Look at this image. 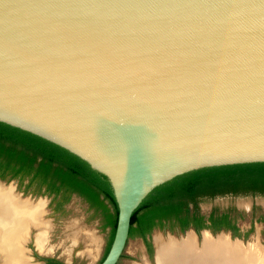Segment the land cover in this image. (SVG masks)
<instances>
[{"label":"water","instance_id":"95a60500","mask_svg":"<svg viewBox=\"0 0 264 264\" xmlns=\"http://www.w3.org/2000/svg\"><path fill=\"white\" fill-rule=\"evenodd\" d=\"M0 121L97 170L115 264L152 187L264 160V0H0Z\"/></svg>","mask_w":264,"mask_h":264},{"label":"trees","instance_id":"16d2710c","mask_svg":"<svg viewBox=\"0 0 264 264\" xmlns=\"http://www.w3.org/2000/svg\"><path fill=\"white\" fill-rule=\"evenodd\" d=\"M0 179H15L23 192L49 196L53 212H61L72 194L79 195L91 209L90 216H96L100 227L106 228L102 257L105 255L117 205L110 187L85 160L46 138L0 121ZM238 192L264 193V160L197 167L160 182L133 208L127 236L145 237L152 227L166 225H177L180 231L190 226L197 231L222 227L238 235L226 211L217 214L212 208L205 217L196 205L216 194ZM145 241L151 251L149 241ZM44 259L42 264H65L53 256Z\"/></svg>","mask_w":264,"mask_h":264},{"label":"rangeland","instance_id":"374dc122","mask_svg":"<svg viewBox=\"0 0 264 264\" xmlns=\"http://www.w3.org/2000/svg\"><path fill=\"white\" fill-rule=\"evenodd\" d=\"M3 181L5 182V184L11 183L13 185V189L17 191L21 196H23V198L28 197L33 201H37V199L44 200L43 217L46 222V225L43 228V234H46L47 237L45 241L46 246L51 247V249H48L49 252H51L52 254H57L62 258L72 256L74 257V264H96L103 250V247L105 246L107 231L106 228L100 227V223L96 216H90L91 209L79 195L72 194L69 200L64 204V209L61 212H53L51 210V207L49 206V197L47 195L23 192L17 187L15 179ZM214 204L220 206V208H225L227 205L230 204L234 205L235 210L237 211V213H239L236 215L239 224L243 226V228H247L250 220L249 209L251 208V206L255 205L256 210H264V193L238 192L234 195L225 193L214 195L211 198L199 200V207L201 208V210H207L208 208H210L211 205ZM263 229L264 225L261 222L256 221L252 228H249L245 231L246 234L244 238H242L243 242L241 243V245H243V247H246V244L248 242L257 245L258 247L260 245V250L263 252ZM41 231H39L38 228H34L33 226L29 227L28 234L23 242L24 248L26 250L25 254H30L31 246L29 245L30 243H33V240L34 245L40 250V247L38 246L36 240V234ZM206 231L207 230H201L198 236L196 237L195 234L192 233L193 231L186 229L182 232H178L176 235L177 237H171L170 235L166 236V232L162 234L160 230H158L157 228H153L151 230V238H153L154 243L155 236H160L163 240H165V238H176L178 240H182V238H186L189 233H192L197 249L199 250L200 246L204 244V236H206ZM225 234L226 232L223 233L219 230L211 236L212 238L216 239V235H218V237H221ZM230 241L237 242L238 240ZM130 250H132L134 253L141 251V241L139 240V238L131 237L128 239L127 244L125 245V251ZM248 250L249 249L246 250L245 248V254L243 250L241 255H237L246 257L247 255H250L248 253L252 252L251 250ZM46 252L49 253L48 251ZM28 254L27 256H29ZM192 255L193 253L191 252L190 257H192ZM149 261L151 264H158L156 260V244L155 261H153L152 257L149 259Z\"/></svg>","mask_w":264,"mask_h":264},{"label":"bare ground","instance_id":"6f19581e","mask_svg":"<svg viewBox=\"0 0 264 264\" xmlns=\"http://www.w3.org/2000/svg\"><path fill=\"white\" fill-rule=\"evenodd\" d=\"M43 212L44 200L33 201L28 197L23 198L13 189L11 183L0 182V224L4 227L0 232V255L3 256V264H30L22 245L28 234V227L33 226L39 231L42 230L36 234L40 250L51 248L45 244L47 237L46 234H43V228L46 225ZM192 233L182 240L176 238L163 240L160 236H155L157 263L264 264V253L260 250V245L258 247L248 242L246 247H243L239 240L233 241L237 244L231 242L227 234L221 237L216 235L215 239L206 231L204 244L202 242L203 245L198 250ZM245 248L252 251L248 253L250 255L238 256L237 254L241 255L243 250L245 254ZM191 252L193 253L192 257H190ZM140 263L142 264V262Z\"/></svg>","mask_w":264,"mask_h":264},{"label":"flooded vegetation","instance_id":"af4514ba","mask_svg":"<svg viewBox=\"0 0 264 264\" xmlns=\"http://www.w3.org/2000/svg\"><path fill=\"white\" fill-rule=\"evenodd\" d=\"M256 193V192H255ZM225 194V193H224ZM230 195H234L233 193H229ZM216 195H219V194H216ZM49 197V196H48ZM208 198V197H207ZM211 198V197H210ZM197 207H198V210H199V212H201L202 214H204V216L205 217H207L208 216V214L213 210L212 208H216L217 210H216V213L217 214H220V212H222V211H226L227 212V214H228V216H229V218H230V221H234L235 222V224H236V226H237V230H238V232H239V234L238 235H232V230L231 229H229V228H219V229H217L216 231H214V230H212L211 229V227H202V228H200L198 231L197 230H195L192 226H190V227H186L184 230H186V229H188V228H191V229H193L192 231H193V233L195 234V236L197 237L198 236V234L200 233V231L201 230H203V229H207L210 233H215V232H217V231H219V230H223V231H225V232H229V234H230V236L231 237H234V236H237V237H241V238H244V233H245V231L247 230V229H249V228H252L253 227V225H254V223L256 222V221H259V222H261L263 225H264V221H263V219H262V216H263V214H264V210H256V206L255 205H252L251 206V208L249 209V213H250V220H249V224H248V227L247 228H243V226H241L240 224H239V222H238V220H237V217H236V215L237 214H239V213H237V211L235 210V207H234V205H232V204H230V205H227L225 208H220V206H218V205H216V204H214V205H211L210 206V208H208L207 210H201V208L199 207V201L197 202ZM189 206H191V204H189ZM56 212V211H55ZM215 212V211H214ZM204 221H208L207 219L206 220H204ZM153 228H157L158 230H160L161 232H162V234H164L165 232L167 233V232H169V233H172V234H174V235H177V233L178 232H182V231H180L179 230V227L177 226V225H175L174 227H168V225H166L165 227H158V226H154V227H152V229ZM151 229V230H152ZM151 230L145 235V237H142L141 235H133V236H127V238H131V237H137V238H139V240L142 242V244H143V246H144V250H145V252H146V254H147V256H148V258L150 259L151 257H152V259H153V261H154V257H153V254H154V251H155V248L153 247V242H152V239L153 238H151ZM165 233V234H166ZM263 233H264V229H263ZM148 240L149 241V243H150V246H151V251L149 250V248L147 247V244H146V241L145 240ZM263 241V240H262ZM29 246H31V251H30V254H28L29 256H33L34 258H37L36 260H40V261H42V263L45 261V259H44V256H40V255H38L37 253H36V250L34 249V240H33V243H30V245ZM103 251H104V247H103V250H102V252H101V254H100V256H99V258H98V260H97V263L103 258L102 257V255H103ZM28 256V257H29ZM59 259V258H58ZM59 260H61V259H59ZM62 262H63V260H61ZM41 263V264H42ZM65 263V262H64ZM96 263V264H97ZM31 264V263H30ZM66 264V263H65Z\"/></svg>","mask_w":264,"mask_h":264},{"label":"crops","instance_id":"0c3cea01","mask_svg":"<svg viewBox=\"0 0 264 264\" xmlns=\"http://www.w3.org/2000/svg\"><path fill=\"white\" fill-rule=\"evenodd\" d=\"M128 239L129 238H126L123 249H122V251H121V253L117 259V264H130L132 262H136V263L142 262V264H151L147 254L144 250V246H143L142 242H141V251L140 252L134 253L132 250L125 251V245L127 244ZM152 242H153V239H152ZM153 247L155 248L154 242H153ZM34 249L36 250V253L40 256H53L55 258H59V259L63 260V262H65L66 264H74L75 263L74 257H72V256H69L67 258H62L57 254H52L51 252H49L48 249L41 251L35 245H34ZM46 251H48L49 253H47ZM154 254H155V251H154ZM154 254H153V257H154ZM36 259L37 258H34L33 256H29V258H28V260L31 264H41L42 263V261L36 260Z\"/></svg>","mask_w":264,"mask_h":264}]
</instances>
